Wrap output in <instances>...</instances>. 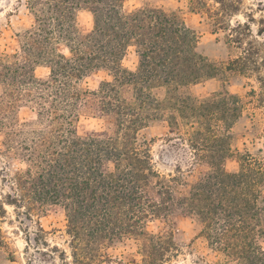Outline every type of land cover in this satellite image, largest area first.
Returning a JSON list of instances; mask_svg holds the SVG:
<instances>
[{
  "label": "trees",
  "instance_id": "1",
  "mask_svg": "<svg viewBox=\"0 0 264 264\" xmlns=\"http://www.w3.org/2000/svg\"><path fill=\"white\" fill-rule=\"evenodd\" d=\"M123 1L28 0L35 26L23 33L20 53H0V157L25 164L6 202L29 210L63 206L75 264H105L111 260L107 248L127 240L139 244L142 264H165V234L149 232L147 221L166 220L176 207L202 222L205 237L227 255L247 264L264 259V159L247 152L240 169L228 171L224 160L231 148L217 129L205 127L217 117H181L196 124L186 123L192 131L182 138L194 160L207 161L198 179L182 178L184 189H178L175 176L155 169L151 142L140 138L141 131L163 120L167 104L177 109L190 100L184 89L216 76L217 69L197 52V33L178 15L151 7L127 12ZM217 2L229 14L239 1ZM82 9L94 16L88 33L78 26ZM222 22L230 43L243 45L251 34L246 22ZM61 43L68 55L59 50ZM130 45L139 55L135 71L122 66ZM253 58L244 48L228 68L251 73ZM43 64L50 67L47 78L36 75ZM96 70L108 71L112 80L101 81L97 90L85 88L83 80ZM160 88L166 89L163 99L152 92ZM210 101L202 106L198 100L199 108ZM23 109L36 118L21 121ZM82 111L111 115L104 117L107 127L79 134ZM4 214L2 202L0 218Z\"/></svg>",
  "mask_w": 264,
  "mask_h": 264
},
{
  "label": "rangeland",
  "instance_id": "2",
  "mask_svg": "<svg viewBox=\"0 0 264 264\" xmlns=\"http://www.w3.org/2000/svg\"><path fill=\"white\" fill-rule=\"evenodd\" d=\"M238 1L229 14L220 11L221 5L217 0L123 1L127 12L140 7H151L178 15L187 27L197 33V52L217 69L216 76L202 79L184 89L190 100L181 102L177 109L172 104H167L163 120L150 123L140 134L141 139L151 142L155 169L167 177L175 176L178 179L175 181L178 189H184V186L181 187L182 178L185 181L198 179L207 164L206 160H194L189 145L182 139L186 138L188 131H192L186 123H192L194 119L181 117H217L205 124V127L217 129L225 137L223 145L231 148L229 156L224 160L228 171H238L241 155L247 152L264 159V35L259 34V30L264 27V0ZM222 19L233 26L238 22L250 24L251 34L249 32L244 36L243 45L228 41L229 30L222 28ZM77 22L83 33L94 28V16L89 10H80ZM35 23L28 0H0V53H20L22 35L33 28ZM58 47L61 52L69 54L65 43ZM244 48L253 53L254 60L250 65L254 70L251 73L230 70V62L242 54ZM138 65L137 49L130 45L122 66L135 71ZM36 75L47 78L50 67L45 64L37 65ZM112 78L108 71L96 70L83 80L82 85L90 90H97L101 81ZM152 92L160 99L167 95L164 88L153 89ZM209 99L211 101L207 107L199 108V102L205 106V101ZM199 112L204 116L194 115ZM104 117L111 115L82 111L76 123L78 133L86 135L102 131L108 124ZM19 118L21 121H31L36 118V114L30 109H23ZM193 125H196L195 122ZM20 168H25L22 161H12L1 155L0 203H4L5 214L0 218L1 235L4 239V243L0 245V264H75L63 206L45 204L39 210H29L6 202L8 195L15 194L11 187L15 186L13 177ZM147 230L165 234V246L169 249V259L165 264H247L237 256L227 255L219 245L210 243L205 237L203 223L196 217L181 214L180 207H176L166 220L150 218ZM260 243L264 250V237ZM107 253L111 260L105 264L143 263V255L135 240L116 242L107 248ZM252 264H264V259L255 260Z\"/></svg>",
  "mask_w": 264,
  "mask_h": 264
}]
</instances>
